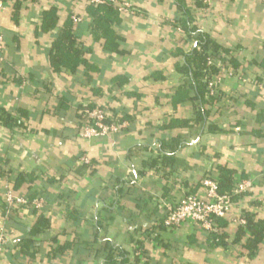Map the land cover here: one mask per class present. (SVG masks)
I'll return each mask as SVG.
<instances>
[{
    "label": "crops",
    "instance_id": "obj_1",
    "mask_svg": "<svg viewBox=\"0 0 264 264\" xmlns=\"http://www.w3.org/2000/svg\"><path fill=\"white\" fill-rule=\"evenodd\" d=\"M116 1L130 5L114 27L121 55L93 41L84 0H9L0 13V112L22 122L14 129L0 123V229L9 238L0 264H106L103 243L121 250L125 264H264V238L253 257L244 247L248 233L235 242L245 213L264 220V138L254 134L264 135L254 119L264 106L257 88L264 84V0H185L192 25L228 49L236 65L221 83L228 104L214 103L205 126L189 128L168 127L192 116L190 103L171 104L182 80L176 67L194 44L179 26L185 17L174 0ZM50 8L57 29L43 32ZM68 18L97 69L89 82L82 68L70 75L49 64L51 42ZM88 103L124 117V131L83 139L77 110ZM209 125L219 132H208ZM173 140L180 146L167 160ZM217 166L251 188L235 194L224 245L209 248L194 224L169 230L161 223L164 205L201 193ZM7 191L39 197L42 208L10 207ZM38 216L48 226L32 237Z\"/></svg>",
    "mask_w": 264,
    "mask_h": 264
},
{
    "label": "trees",
    "instance_id": "obj_2",
    "mask_svg": "<svg viewBox=\"0 0 264 264\" xmlns=\"http://www.w3.org/2000/svg\"><path fill=\"white\" fill-rule=\"evenodd\" d=\"M177 10L185 17L179 24L182 31L187 36L188 40L194 43V46L188 52H182L177 49V53L184 56V61L180 66H177V72L182 76L180 85L176 88L171 97V104L176 105L190 103L192 105V116L189 120L179 121L173 120L168 124V127H204L208 118V107L214 106L220 100L223 101L220 88L214 96H208L207 84L215 76L222 78L221 69L228 65H235L233 59L228 58L229 50L219 46L211 40L206 34L199 31L192 25L189 11L186 8L185 0H174ZM87 18L89 25L87 31L91 35L93 41L103 40V49L107 53L121 55L124 53L121 50L122 39L116 34L114 27L119 23V12L117 7L112 4L92 6L87 4ZM73 23L71 19H67L63 26L58 30V33L51 42V49L48 54L49 64L54 73H66L70 75L76 74L80 68L84 72L87 82L91 80V74L97 71L94 64H91L86 58V52L79 47L76 36L72 31ZM57 29L56 9L50 8L43 13L41 30L50 32ZM211 62V65L208 63ZM227 64V66H225ZM223 79V78H222ZM119 83V82H118ZM115 81V85L118 84ZM223 97V98H222ZM227 100H229L227 98ZM224 103V101H223ZM97 107L94 104H82L78 107L77 121L79 128L87 121L84 114L86 110H92ZM109 110V109H108ZM111 110H109V113ZM112 114V112H111ZM116 115H112L115 119ZM125 118H119L118 122H122ZM257 124H264V106L260 108L254 117ZM0 123L9 129L22 127V122L18 121L14 116L6 112H0ZM108 123V121H107ZM207 131L216 133V127L209 125ZM255 136L264 138L260 131L254 132ZM180 146V143L173 140L168 145L170 157ZM166 159V158H165ZM236 172L226 166L215 167V172L209 173L208 176L217 183V192L220 195H230L234 201L237 196L234 194L236 183ZM28 180V178H25ZM242 219L244 225L238 229L235 242L244 237L245 233L249 236L244 243L245 249L248 251V256L253 257L256 253L258 245L264 238V220L255 221L251 214H244ZM163 221V220H162ZM220 231L215 234L207 235V245L209 248H215L224 245L223 228L225 227L224 220L216 221ZM162 225V223H161ZM48 226V222L38 216L36 222L31 229L32 237L42 233ZM33 244L32 240L25 241L23 249ZM22 249V247H21ZM22 249V250H23ZM24 251V250H23ZM101 251L104 254V262L106 264H125L124 253L113 248L107 243L101 244ZM118 259L121 261L119 262Z\"/></svg>",
    "mask_w": 264,
    "mask_h": 264
},
{
    "label": "built area",
    "instance_id": "obj_3",
    "mask_svg": "<svg viewBox=\"0 0 264 264\" xmlns=\"http://www.w3.org/2000/svg\"><path fill=\"white\" fill-rule=\"evenodd\" d=\"M9 0H0V13L4 11ZM92 6L112 4L117 7L119 13H127L130 10L128 3L118 5L116 0H84ZM204 5H209L210 0H203ZM72 21L78 22L79 19L72 17ZM194 46V44H193ZM4 51L0 35V59ZM212 63L209 62L208 65ZM228 73V68H222L221 73ZM221 77H213L207 84L208 96H214L217 89L221 88ZM259 90H264V84H258ZM87 121L79 128L80 136L83 139H94L100 137L114 136L122 133L126 124L118 122L119 118L112 119L107 106H97L92 110L84 112ZM108 121V123H107ZM201 193L183 194L173 204L164 205V218L162 226L172 230L184 223H192L197 226L198 231L204 235L215 234L220 231L216 221L225 220L232 208L230 195H220L217 192V183L208 175L201 182ZM251 188L250 181H239L235 185L234 194H243ZM4 202L10 207L32 206L41 209L43 200L39 197L29 201L25 197L15 196L7 191L4 194ZM244 225V220L240 221ZM9 243V238L4 229H0V260L4 249Z\"/></svg>",
    "mask_w": 264,
    "mask_h": 264
},
{
    "label": "rangeland",
    "instance_id": "obj_4",
    "mask_svg": "<svg viewBox=\"0 0 264 264\" xmlns=\"http://www.w3.org/2000/svg\"><path fill=\"white\" fill-rule=\"evenodd\" d=\"M225 66H227V64L225 65ZM226 68H229L228 66L226 67ZM229 70V69H228ZM230 72V71H229ZM225 75H229L228 73H222V78L225 76ZM221 83H222V80H221ZM228 98V97H227ZM227 98L226 97H224V99H223V101H224V103H223V105L225 106V105H227L228 104V102H229V100H227Z\"/></svg>",
    "mask_w": 264,
    "mask_h": 264
}]
</instances>
